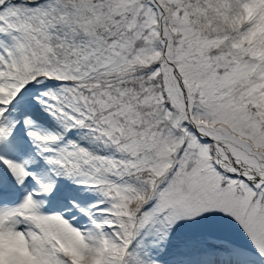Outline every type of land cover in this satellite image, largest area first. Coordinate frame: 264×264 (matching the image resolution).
Here are the masks:
<instances>
[{
	"label": "snow or ice",
	"instance_id": "obj_1",
	"mask_svg": "<svg viewBox=\"0 0 264 264\" xmlns=\"http://www.w3.org/2000/svg\"><path fill=\"white\" fill-rule=\"evenodd\" d=\"M0 264H264V0H0Z\"/></svg>",
	"mask_w": 264,
	"mask_h": 264
}]
</instances>
